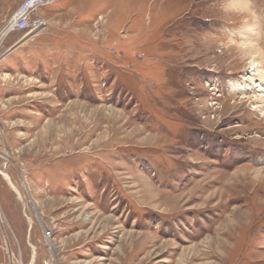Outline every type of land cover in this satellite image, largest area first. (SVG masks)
I'll list each match as a JSON object with an SVG mask.
<instances>
[{
	"label": "rangeland",
	"instance_id": "374dc122",
	"mask_svg": "<svg viewBox=\"0 0 264 264\" xmlns=\"http://www.w3.org/2000/svg\"><path fill=\"white\" fill-rule=\"evenodd\" d=\"M22 1L0 0V264H264V0H51L5 32Z\"/></svg>",
	"mask_w": 264,
	"mask_h": 264
},
{
	"label": "bare ground",
	"instance_id": "6f19581e",
	"mask_svg": "<svg viewBox=\"0 0 264 264\" xmlns=\"http://www.w3.org/2000/svg\"><path fill=\"white\" fill-rule=\"evenodd\" d=\"M243 7H248L250 8V6L248 5L247 1L246 0H241L240 1V6ZM251 9V8H250ZM11 20L8 21L4 26L3 28L5 29V32L7 33H10L12 30H10L9 28V25L11 24ZM9 29V30H8ZM243 52L245 54V56H248L249 58H252L251 60V71L254 72V70H257V75H258V79H262L264 81V68L262 69V64L261 62L263 61V58L260 57L259 55H257L259 53L258 49H256L255 45L253 44V42L251 43V41H247L244 45V48H243ZM256 55V56H255ZM255 57L257 59H255ZM260 58V60H259ZM251 72V74L253 73ZM246 80H248L247 78H245ZM258 83H254L253 86H256L258 89H256V92L255 93V99L257 101V103L259 104L258 107L260 106H263L264 105V84H258ZM255 88V87H254ZM241 90H244V89H241ZM263 102V103H261ZM3 175L5 176L7 182L9 183V185L11 186V188L13 189V191L18 195L20 196L21 195V192L19 191V189L14 185V183L12 182L11 180V177H9L8 174H6L5 172H2ZM29 222L31 223V219L29 218Z\"/></svg>",
	"mask_w": 264,
	"mask_h": 264
},
{
	"label": "built area",
	"instance_id": "2783aa9c",
	"mask_svg": "<svg viewBox=\"0 0 264 264\" xmlns=\"http://www.w3.org/2000/svg\"><path fill=\"white\" fill-rule=\"evenodd\" d=\"M51 0H23L12 18L10 30L32 31L43 25L40 18H33L34 11L50 3ZM9 30V29H8Z\"/></svg>",
	"mask_w": 264,
	"mask_h": 264
}]
</instances>
